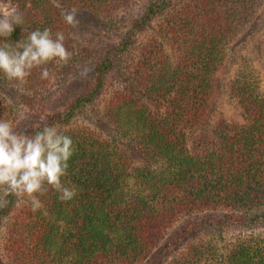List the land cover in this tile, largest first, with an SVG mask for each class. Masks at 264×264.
I'll return each instance as SVG.
<instances>
[{"label":"trees","instance_id":"trees-1","mask_svg":"<svg viewBox=\"0 0 264 264\" xmlns=\"http://www.w3.org/2000/svg\"><path fill=\"white\" fill-rule=\"evenodd\" d=\"M7 1L24 17L9 43L36 29L62 31L72 53L67 63L77 60L88 71L75 78L77 69L50 62L51 78L64 81L58 92L39 70L23 85L0 75V118L20 132L55 125L72 137L76 152L64 182L77 190L61 202L50 188L35 213L30 202L19 208L7 197L0 264H264V237L253 231L228 237L221 229L210 241L190 237L254 219L236 211H255L264 221V89L249 59L241 57L228 89L244 119L223 120L212 136L190 139L209 120L226 49L264 0H140L138 11V0ZM72 10L103 24L122 12L131 17L118 41L86 61L87 48L62 15ZM113 79L118 87L102 105ZM88 109L108 133L72 127ZM196 212L204 213L200 220L174 227ZM180 247L182 254L166 257Z\"/></svg>","mask_w":264,"mask_h":264},{"label":"clouds","instance_id":"clouds-1","mask_svg":"<svg viewBox=\"0 0 264 264\" xmlns=\"http://www.w3.org/2000/svg\"><path fill=\"white\" fill-rule=\"evenodd\" d=\"M62 15L68 25L78 26L75 12ZM23 24L18 9L0 13V75L23 85L33 70H39L40 79L49 80L51 73L46 65L67 63L72 57L65 46V35L62 31L53 33L50 28L36 29L26 38L9 43L16 27ZM75 152L72 137L55 125L20 132L13 121L0 118V208L8 204L7 197L13 196L17 206L25 200L30 202L35 213L43 209L40 197L50 188L61 202L72 201L77 190L66 186L64 178Z\"/></svg>","mask_w":264,"mask_h":264},{"label":"rangeland","instance_id":"rangeland-1","mask_svg":"<svg viewBox=\"0 0 264 264\" xmlns=\"http://www.w3.org/2000/svg\"><path fill=\"white\" fill-rule=\"evenodd\" d=\"M137 2L138 3L136 4L134 11H138V9L142 8V2H140V0H138ZM12 8H15V5L12 2L7 0H0V13L9 11ZM70 12H75L79 21L78 26L75 28L69 25L70 32L72 33L73 37L76 38V41L79 43L80 47L84 46L85 48H87V56H85L87 57L86 61H92L93 59L97 58L100 51L106 48L109 42L113 43L115 40L118 41V39L116 38L120 36V33L126 30L129 24L127 20H129L131 17L130 11L122 12L114 19L104 21L103 24L102 22H100V20L97 21L96 18L90 15L88 16L85 11L72 10ZM83 20L88 21L91 26L85 28ZM156 29L157 28L155 27V30ZM93 30H96L97 33L93 32ZM153 32L154 29H151L147 32V34L151 35ZM90 52H92L91 55H89ZM225 52L227 53L226 59L220 71L216 74L213 80L214 93L211 100V115L207 123L205 125H202L194 132L193 135L190 136L191 141H193L194 143H196L195 141L198 140V136L201 135V132H203V134L206 136H212L214 130H216V128L218 127V124L223 120L242 121L244 119L241 112L238 111L230 101L228 92L229 83L234 75L241 57H246L247 59H249L258 69L262 77V85L264 89V4L261 6L259 13L257 14V16H255L254 20L249 23L241 32H239L236 39L232 41L231 45H229ZM93 53L98 54L95 55ZM68 65L71 66L73 70L77 69L79 71L78 75H76L75 78L80 76V74L83 75L85 73L82 63L77 60L72 61L71 64ZM63 82L64 81L61 76L58 79L55 77L51 78L50 85L52 87V90H54V92H58L62 87L60 83L62 84ZM117 87L118 82L115 79L109 80L106 85L105 91L100 98V104L104 105L106 98H108L110 93H112ZM72 127L76 129L90 127L97 133L101 134H105V132L108 133V131H110L109 129L104 128L103 124L100 123L98 125L97 119L93 116L92 111L89 109L74 118ZM26 201L27 200H25V202L18 207L26 208L28 206V203H26ZM214 213L217 214L218 212L215 211ZM236 213L247 219L251 217H254V219H248L249 222L246 226H240L238 224H227L224 226V228L215 227L211 228L210 230L195 231L190 235V237L194 239L191 242L200 240L210 241L212 239H215V235L218 234L219 230L221 229H226V231L229 232L228 237L230 235H238L240 233H250L251 231H253V233H258L259 235L264 237V221L256 218L257 214L255 213V211H250L247 213L236 211ZM203 215L204 213L202 212H196L192 214V216L182 215L179 217V219H177L178 221L176 222L174 227H176L180 223L189 221L191 218L200 220ZM174 227H172L171 229H173ZM7 231L8 229L5 227L0 233L1 249L5 247ZM168 233L165 234L166 237L168 236ZM164 240L165 239L161 240V243H163ZM180 249L181 247L176 248V252L171 253L166 257L175 253V255H179L185 251V249ZM174 257L175 256L170 259H173Z\"/></svg>","mask_w":264,"mask_h":264}]
</instances>
